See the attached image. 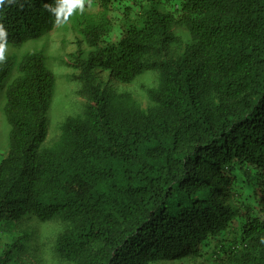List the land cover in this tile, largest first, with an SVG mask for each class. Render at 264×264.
Masks as SVG:
<instances>
[{
	"label": "trees",
	"instance_id": "obj_1",
	"mask_svg": "<svg viewBox=\"0 0 264 264\" xmlns=\"http://www.w3.org/2000/svg\"><path fill=\"white\" fill-rule=\"evenodd\" d=\"M63 22L89 47L74 61L88 104L54 145L47 56L0 62V230L60 221L68 264H264V0H0V50ZM173 25L190 33L177 57ZM147 66L160 73L148 109L96 75L130 84Z\"/></svg>",
	"mask_w": 264,
	"mask_h": 264
},
{
	"label": "rangeland",
	"instance_id": "obj_2",
	"mask_svg": "<svg viewBox=\"0 0 264 264\" xmlns=\"http://www.w3.org/2000/svg\"><path fill=\"white\" fill-rule=\"evenodd\" d=\"M173 34L181 39V44H173L169 48V56H180L185 47L190 43V33L182 26L173 25ZM79 49H82L84 56L89 51V47L82 37L76 33L69 22L55 24L38 41H28L21 47H7L0 50V62L7 56L18 53L22 55L26 52L41 51L47 56V63L57 78V87L52 105L49 109V134L44 143L45 146H52L61 137V127L65 120L71 116L81 115L88 104V97L84 93L83 83L80 81V70L74 67L75 55L78 56ZM158 57L149 55L146 62L152 63ZM159 72L147 66L144 73L133 83L123 84L110 76L109 72L98 69L97 79L103 88L107 87L108 92L114 91L119 94H130L142 109L151 107V103L146 95L148 89L157 86ZM1 100V98H0ZM2 102H0V159L4 156L8 144L9 126L2 115ZM243 195L246 194L249 186L240 185ZM239 197L235 193L228 201L229 205L239 202ZM239 208V203H236ZM66 229V224L53 220L50 222H39L35 218H28L15 227H6L0 230V254L7 244L16 242L23 243L14 255L12 264H68L61 261L54 250L55 239ZM166 264H194L193 262L173 259Z\"/></svg>",
	"mask_w": 264,
	"mask_h": 264
},
{
	"label": "clouds",
	"instance_id": "obj_3",
	"mask_svg": "<svg viewBox=\"0 0 264 264\" xmlns=\"http://www.w3.org/2000/svg\"><path fill=\"white\" fill-rule=\"evenodd\" d=\"M7 48V47H6Z\"/></svg>",
	"mask_w": 264,
	"mask_h": 264
}]
</instances>
